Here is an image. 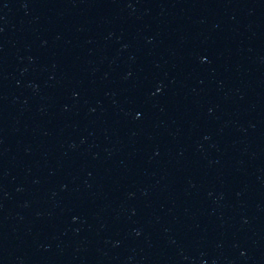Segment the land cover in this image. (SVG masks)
Here are the masks:
<instances>
[{
    "label": "water",
    "instance_id": "water-1",
    "mask_svg": "<svg viewBox=\"0 0 264 264\" xmlns=\"http://www.w3.org/2000/svg\"><path fill=\"white\" fill-rule=\"evenodd\" d=\"M0 264H264V0H0Z\"/></svg>",
    "mask_w": 264,
    "mask_h": 264
}]
</instances>
